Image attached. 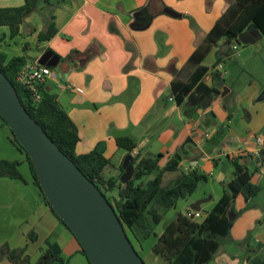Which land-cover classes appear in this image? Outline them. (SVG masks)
Segmentation results:
<instances>
[{"label":"crops","instance_id":"obj_1","mask_svg":"<svg viewBox=\"0 0 264 264\" xmlns=\"http://www.w3.org/2000/svg\"><path fill=\"white\" fill-rule=\"evenodd\" d=\"M233 2L64 0L56 4L52 0L49 5L40 2L23 20L16 37L11 38L8 29L0 27V53L7 59L23 56L27 64L38 63L46 52L58 59L54 67L47 66L52 75L44 84L45 90L56 96L78 129L76 153L86 154L101 145L103 156L110 160L108 175L119 174V181L122 177L120 167L123 168L127 152L117 147L115 139L127 136L136 145L130 153L135 161L133 171L139 160L159 154L162 155L159 169L176 163L175 171L162 176L165 189L174 188L179 178L190 173L208 177L200 182L210 189L203 197L192 199V193L181 199L185 204L174 213L169 212L176 203L170 209L158 207L156 212L162 218L156 226L152 225L151 216L146 215L155 242L179 214L198 213L194 218L199 221H193L204 220L233 177L228 157L241 150L242 154L236 155L240 165L250 174L252 184L262 186L254 198L239 194L232 199L237 214L229 208L227 217L233 220V225L228 236L218 240L215 256L205 264H262L264 163L248 152L256 149L255 138L264 136V36L250 25L242 32L249 43L238 40L239 44H226L221 40L210 48L200 64L186 65ZM23 4L24 0H0V7ZM165 9L180 17L166 14ZM51 21L56 34L48 41H39L38 34ZM218 59L220 62L215 64ZM218 65L222 66L221 72L216 70ZM199 66L207 69L201 82L215 88L217 93L191 101L192 90L184 92L183 85L190 82L192 72ZM66 83L81 88L83 93L57 89L59 84ZM0 160L18 161V170L26 163L1 121ZM157 173L154 171L145 180L153 179ZM21 176L23 180L0 177V264H13L7 258V250H22L31 264H36L48 251L58 255L64 264H88L76 238L44 203L29 170ZM214 184L220 188L218 194L212 190ZM163 221L164 226L157 230ZM127 233L145 264H170L153 251L155 242L145 252L140 230Z\"/></svg>","mask_w":264,"mask_h":264},{"label":"trees","instance_id":"obj_2","mask_svg":"<svg viewBox=\"0 0 264 264\" xmlns=\"http://www.w3.org/2000/svg\"><path fill=\"white\" fill-rule=\"evenodd\" d=\"M51 1L24 0V4L19 7H0V27H6L11 38L16 37L20 32L23 20L38 7L39 3L49 5ZM53 2L58 4L64 0H53ZM250 25L256 26L264 36V0H234L206 34L198 49L189 57L186 65L200 64L210 48L216 46L221 40H224L226 44H239L238 36ZM192 26L194 27L193 24ZM56 32L54 22L51 21L45 31L38 34V40L48 41ZM218 62H220L219 59L215 64ZM26 64L27 60L23 56L7 59L0 53V72L15 88L25 110L43 128L59 150L72 160L82 174L105 196L126 233L127 230L135 233V230L138 229L142 232L143 238H147L152 232L147 225L146 215L151 216L153 224H158L162 218V215L156 212L158 207L172 208L179 199H186L194 193L200 182L208 179L204 174L190 173L179 178L174 188L165 189L162 187V176L165 172L175 171L176 163L167 164L164 168L159 169L158 163L162 157L160 154L153 158L139 160L135 165L133 177L126 183L119 181V174L116 177L108 175L110 160L103 156L101 145L86 154L76 153V145L79 141L78 129L57 101L56 96L47 92L43 85L40 88L41 100L34 104L29 92L16 81L19 72ZM206 70L204 67H197L196 71L191 74L190 82L183 85L184 92L192 90L189 96L191 101L197 100L201 95L217 93L215 88H209L201 82ZM172 88L175 89V84L172 85ZM0 121L7 127L1 117ZM7 129L11 143L23 154L32 183L38 189L44 203L54 217L73 235L49 205L40 188L29 156L16 141L12 131L8 127ZM115 142L118 148L127 152L126 157H132L130 153L136 145L131 138L120 136L116 137ZM228 159L234 169L233 177L227 183L220 200L204 220L201 223H196L193 221L194 216L188 218L179 214L175 220L165 226L163 233L157 237L153 251L170 264H205L209 262L219 249L218 240L228 236L233 225V220L227 217L229 208L234 215L237 214L232 208V199L239 194L245 198H254L258 194L259 187L251 183L250 174L240 165L239 158L228 157ZM134 162V158H132V163ZM19 165L18 161L0 160V177L23 180L18 170ZM154 171L158 172L157 175L153 179L145 180V177ZM120 174H124L122 167H120ZM154 203H156V207L153 206ZM81 253L90 264L82 248ZM6 255L13 264H31L28 257L23 255L22 250H7ZM36 264H64V261L58 255H53L48 251Z\"/></svg>","mask_w":264,"mask_h":264},{"label":"water","instance_id":"obj_3","mask_svg":"<svg viewBox=\"0 0 264 264\" xmlns=\"http://www.w3.org/2000/svg\"><path fill=\"white\" fill-rule=\"evenodd\" d=\"M164 12L172 17H180L170 9H165ZM244 37L245 33L238 36L240 43H249ZM54 61L58 59L46 52L40 57L38 64L54 67ZM0 117L26 151L49 205L73 233L89 263L145 264L105 196L59 150L25 110L15 88L2 72ZM123 169L120 181L126 183L134 172L130 156L124 159Z\"/></svg>","mask_w":264,"mask_h":264},{"label":"built area","instance_id":"obj_4","mask_svg":"<svg viewBox=\"0 0 264 264\" xmlns=\"http://www.w3.org/2000/svg\"><path fill=\"white\" fill-rule=\"evenodd\" d=\"M237 47L234 46V49ZM218 72H221L222 66L218 65L216 67ZM52 75V72L49 67L39 65L38 63H29L26 64L21 71L19 72L16 81L21 84L30 94V97L34 104H37L41 100L40 88L45 84L46 80L49 79ZM59 91H70L78 94H82L83 90L79 87H75L72 84H59L57 86ZM207 137V135H205ZM256 149L252 152H248L249 156L257 159L259 162L264 163V136H257L255 138ZM242 154V151L239 150L235 156L231 158H236V155ZM199 214L194 213L192 215H188L197 217ZM193 218V217H192Z\"/></svg>","mask_w":264,"mask_h":264},{"label":"rangeland","instance_id":"obj_5","mask_svg":"<svg viewBox=\"0 0 264 264\" xmlns=\"http://www.w3.org/2000/svg\"><path fill=\"white\" fill-rule=\"evenodd\" d=\"M253 33H255L256 36H259L258 32H253ZM27 170H29V169H28V166H27L26 163H24V164L21 166V168H20L19 171H20V173L24 176V175H26ZM134 171H135V170H134ZM133 174H134V172H133ZM132 177H133V175H132ZM150 179H152V177H150ZM259 184H262V181H261V180H260V183H259ZM260 186H262V185H259V187H260ZM261 188H262V187H261ZM259 189H260V188H259ZM209 190H210V189H209L208 186H207V187H203V184L200 183V184H199V187H198V188L196 189V191L192 194V199H197V198H201V197H203L204 194H205V193H208ZM212 190L214 191V193H217V194H218V191H220V188H219V186H218L217 184H214L213 187H212ZM114 193H115V192H114ZM183 204H185V203L183 202V200L179 199V200L176 202L175 208H174L173 210H170L169 213L177 212L178 210L181 209V206H182ZM182 212H183V211H182ZM169 215H170V214H169ZM186 217H189V216L186 214ZM193 219H194L195 221H199L197 218H193ZM151 222H152V220H151ZM165 222H166V221H163L160 225H158V226L156 227V229L159 230L160 228H162V226H164ZM152 225L156 226L157 224H153V223H152ZM136 230L139 231L138 229H136ZM127 231H128V230H127ZM127 234H129V233H127ZM139 238L142 240V246H143L145 252H147V251L150 249V247H151V246L154 244V242H155V239H154L153 236H150V237H147V238L142 239L143 236L141 235V236H139Z\"/></svg>","mask_w":264,"mask_h":264}]
</instances>
